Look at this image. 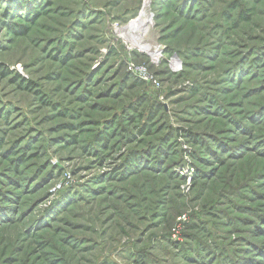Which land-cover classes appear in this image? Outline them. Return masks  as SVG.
Masks as SVG:
<instances>
[{
  "label": "rangeland",
  "instance_id": "374dc122",
  "mask_svg": "<svg viewBox=\"0 0 264 264\" xmlns=\"http://www.w3.org/2000/svg\"><path fill=\"white\" fill-rule=\"evenodd\" d=\"M0 264H264V0H0Z\"/></svg>",
  "mask_w": 264,
  "mask_h": 264
},
{
  "label": "bare ground",
  "instance_id": "6f19581e",
  "mask_svg": "<svg viewBox=\"0 0 264 264\" xmlns=\"http://www.w3.org/2000/svg\"><path fill=\"white\" fill-rule=\"evenodd\" d=\"M147 5L148 3L145 1L139 14L121 28L120 31H122V34L120 37L125 40L131 48L136 49L140 53L151 55L155 59L156 55H158L157 51L159 48L155 43L153 44L150 43L151 41L148 42L146 40L150 32H152V20Z\"/></svg>",
  "mask_w": 264,
  "mask_h": 264
}]
</instances>
